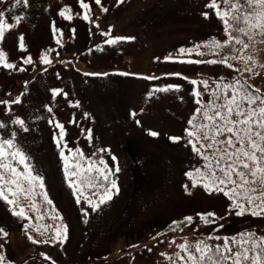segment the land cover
<instances>
[{"label": "rangeland", "instance_id": "rangeland-1", "mask_svg": "<svg viewBox=\"0 0 264 264\" xmlns=\"http://www.w3.org/2000/svg\"><path fill=\"white\" fill-rule=\"evenodd\" d=\"M84 2L90 5L91 22L82 18L84 10L78 0H27L26 4L24 0L19 4L16 0H0L2 19L14 25L6 31L0 47L6 53V62L16 65L15 69L0 65V101H9L7 105L0 103V123L5 125L0 127V138H10L16 132V143L30 157L34 172L44 178L52 201L48 205L42 195H36L37 212L31 207V199L21 196L20 203L32 218L29 221L14 216L10 206L0 200V228L8 234L0 235V253L5 256L4 264H173L177 245L185 240L196 242L200 235L196 227L186 230L189 226L168 235L161 226L169 216L180 213L189 194H203L205 189L199 183L192 187L185 175L204 164L185 133L198 107L192 95L194 86L180 76L167 74L208 80L212 87L220 78L224 82L242 78L249 90L264 93V38L254 36L249 49L243 52L244 57L253 55L255 67L251 73L244 69L252 67V61L245 64L243 60H230L233 68L219 63H180L177 61L219 60L224 56L220 52L213 55L207 48L200 49L204 56L177 51L206 44L213 38L226 39L221 21L205 7L209 0H101L100 5L95 0ZM63 7L71 9V21L58 14ZM204 12L209 13L207 18ZM16 17H22L18 24ZM53 23L58 30L56 38ZM71 29H75L74 35ZM105 32L135 39L108 44L109 37L102 35ZM21 35L25 50L18 47ZM49 49L54 50L48 53L51 63L43 64L40 57ZM169 55L172 60L165 59ZM28 56L32 63L23 64L22 58ZM20 67L25 71H19ZM166 85L181 87L179 91L148 95ZM53 89L62 90V94L53 97ZM199 91L204 102L208 101L203 86ZM17 97L21 102L11 103ZM17 117L25 121L28 131L11 122ZM53 119L64 126L62 144L82 150L94 163L103 159L106 163L102 166L113 172L110 180L116 181L119 192L112 189L111 200L96 211L83 196L79 204L76 202L79 193L74 194L65 178L61 148L54 142V133L59 130L49 123ZM88 129L91 140L87 138ZM150 131L159 135L153 137ZM170 137L181 139L174 142ZM117 165L119 172L115 171ZM184 185H188L187 192ZM36 191L40 192L38 188ZM87 191L91 196L94 190ZM203 203L199 206L205 207ZM192 211L184 217H192ZM49 213L58 214L62 220L50 219ZM38 215L43 219L37 220ZM56 224L67 225L66 241L33 242L51 234L49 230L42 236L36 225ZM157 233L163 235L157 237ZM216 233L214 230L209 235ZM172 240L175 243H170Z\"/></svg>", "mask_w": 264, "mask_h": 264}, {"label": "snow or ice", "instance_id": "snow-or-ice-1", "mask_svg": "<svg viewBox=\"0 0 264 264\" xmlns=\"http://www.w3.org/2000/svg\"><path fill=\"white\" fill-rule=\"evenodd\" d=\"M21 0H16L19 4ZM123 3L124 0H119ZM27 3V0H24ZM80 7L84 10L82 18L91 22V8L84 0H78ZM97 5L101 0H95ZM211 9L217 18L221 21L226 35V39L218 41L213 38L206 44H197L192 48L185 49L181 47L178 53L191 55L195 52L198 56H204L205 52L200 51L202 48L211 50L213 55L219 54L225 48H228L230 55H224L219 60H179L180 63L198 64H224L228 68L234 65L230 60H243L245 64L252 61V67H246L244 71L253 72L255 61L252 56L244 57L243 52L249 49L254 40V36L264 37V0H209L205 5ZM103 11H108L103 8ZM69 7H63L58 13L61 17L71 21L73 16L70 14ZM80 15V13H77ZM207 18L208 12L202 13ZM3 12H0V45L3 44L6 31H10L14 25L6 23L3 19ZM22 17H16L17 24ZM98 26V25H97ZM55 24L53 23V35L56 38ZM73 35L75 29H71ZM62 36L63 33L60 32ZM108 36V44H117L121 41L134 40L135 37H113L110 32L102 33ZM246 38V39H245ZM57 43H60L57 39ZM239 45L240 47H236ZM18 47L25 50L24 38L18 37ZM54 51L49 49L45 51L40 59L43 64H50L48 53ZM6 53L0 47V65L8 69H15L14 63L6 62ZM159 59V58H157ZM166 60H172L171 55L165 57ZM23 64L32 63L31 56L22 58ZM19 71H25L20 67ZM46 70V69H45ZM240 71V69H236ZM128 75V73H121ZM259 73H257L258 75ZM100 75V74H87ZM107 75V73L103 74ZM167 75L180 76L188 80L193 87L192 95L198 107L194 115L188 120L189 127L185 129L186 136L189 138L188 143L192 150L202 158L204 164L202 167L195 168L193 171L186 172L185 175L192 181V187L197 184L209 193L222 192L231 201L229 205V214L234 213L237 216L250 214L253 216L264 215V94H260V89L249 90L247 82L242 78H234L231 82H224L223 78L215 83V87L210 86L208 80H197L183 77L180 73H170ZM146 79L151 77H144ZM199 86L207 91L209 100L203 101V94L199 91ZM180 85H166L163 88L153 89L148 95L151 96L157 91L180 90ZM53 97L62 94V90H51ZM63 95H67L63 93ZM17 97L11 103H20ZM5 105L9 101H0ZM79 106V101L76 102ZM10 110V109H9ZM51 112V108H48ZM133 117L136 116L132 112ZM85 116H88L85 113ZM199 118V119H198ZM18 125L22 131H28L26 123L22 118H15L11 121ZM75 122V121H70ZM50 124L58 129L54 133V142L58 148H61L60 156L64 165L65 178L76 195V202H81V196L86 203L92 207L93 211L98 210L101 204L111 200L112 189L118 194L119 188L115 180H110L113 175L111 169L104 167L105 161L101 159L94 163L91 157H85L80 149H68L67 143L63 142L65 129L63 124L56 120H50ZM139 123V121H137ZM0 123V127H4ZM84 131V130H82ZM153 137L159 135L156 131H150ZM16 132L11 133L10 138H0V200L6 202L14 216L31 221L27 215L25 207L20 203V197L31 199V207L34 211H39V205L35 201L36 195H42L43 200L52 205V201L47 196L44 185V178L34 172L30 162V157L15 141ZM87 138L92 139L91 129L87 130ZM171 140L178 141L181 137H170ZM199 145V147H197ZM67 149L68 154H65ZM203 149V151H202ZM100 151H104L101 149ZM115 161V157H112ZM119 166L115 168L119 172ZM75 178V179H73ZM107 183V187H105ZM37 188L40 190L37 193ZM185 191H188V185H184ZM88 189H93L91 196L97 197L92 199ZM11 197V198H10ZM18 209V210H17ZM83 211V210H82ZM199 222L209 225L216 224L218 219L215 212L198 213ZM52 220L62 217L49 213ZM42 216H37V220H42ZM194 223L191 216L185 217L182 221H173L169 226L172 232L182 231L181 225ZM28 225H25L27 230ZM223 227V225H219ZM36 230L42 236L51 230V234L43 241L33 240L34 243H63L67 239V225H36ZM0 235L7 237V232L0 228ZM163 233H157V237ZM32 239L31 236L28 237ZM156 239V237H153ZM208 239L222 240L220 244H209L206 240L200 239L195 244H189L187 240L177 245L181 250L176 255L183 264H264V236H258L255 232H241L234 236H211ZM175 243V240L170 241ZM3 245L0 244V248ZM151 249H149L150 251ZM181 252L186 255H181ZM165 255V254H162ZM46 259H50L46 257ZM171 260V257H168ZM5 256L0 253V264H4ZM175 264V262H173Z\"/></svg>", "mask_w": 264, "mask_h": 264}, {"label": "trees", "instance_id": "trees-1", "mask_svg": "<svg viewBox=\"0 0 264 264\" xmlns=\"http://www.w3.org/2000/svg\"><path fill=\"white\" fill-rule=\"evenodd\" d=\"M240 2L243 3V0H240ZM261 38H264V37H261ZM228 52H230L229 49L225 48L220 53L222 56V55L228 54ZM249 62L251 63V61ZM260 94H264V93L260 92ZM202 193L203 194L201 193L200 194H189L191 196H188L187 200H185L183 205H181L182 210L180 211V213L176 216H169L168 221L162 224L161 229L164 230L166 233H168V235H171V234L174 235V234H177L178 232H181L179 230L176 232H172L169 230V226L172 224L173 221H182L185 218L184 215L189 214V212L192 211V209H195L196 211H192L193 213L192 217L194 218V223L181 225V227L184 229L186 226H189V228L186 230H190L193 227H196L195 228L196 232H198V235H200V237L199 236L197 237L196 242L200 239H204L209 244L223 243L222 240L218 242L213 239L205 238V236L209 235V233L213 232L214 230H216L217 232L215 236H220V237H224V236L230 237V236H234L237 233H241V232H255L258 236H264V215L253 216L250 214H245L242 216H237L234 213L229 214V205L231 201L229 200L227 196L224 195V193L212 192L211 194H209L206 190H204ZM200 203H203L206 206L200 207L199 206ZM209 211L215 212L217 217L222 218V219H218L216 224H209V225H205L199 222L197 214L206 213ZM181 216L184 218H182ZM221 224L223 225V227H219V225ZM196 242H190L189 244H195ZM180 251L181 250L179 248L176 249V253ZM181 255H186V254L181 252ZM174 260L176 264H183V262L180 261L177 255L175 256Z\"/></svg>", "mask_w": 264, "mask_h": 264}]
</instances>
